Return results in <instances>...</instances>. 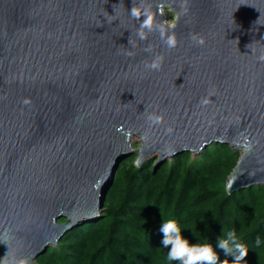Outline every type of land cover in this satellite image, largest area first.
<instances>
[{
    "label": "water",
    "instance_id": "water-1",
    "mask_svg": "<svg viewBox=\"0 0 264 264\" xmlns=\"http://www.w3.org/2000/svg\"><path fill=\"white\" fill-rule=\"evenodd\" d=\"M144 3L166 28L175 23V48L158 32L137 37L132 0H0V259L10 249L38 264L99 219L133 153L138 166H158L228 144L240 153L228 192L264 185V0H187L186 14L180 0ZM159 54L162 67L146 68ZM153 112L163 123L150 126Z\"/></svg>",
    "mask_w": 264,
    "mask_h": 264
},
{
    "label": "trees",
    "instance_id": "trees-1",
    "mask_svg": "<svg viewBox=\"0 0 264 264\" xmlns=\"http://www.w3.org/2000/svg\"><path fill=\"white\" fill-rule=\"evenodd\" d=\"M192 155L186 151L158 166L157 157L138 166L137 154L120 162L103 215L66 233L37 263L179 264L167 261L169 249L161 250L167 216L178 220L191 243H212L221 261L234 259L218 244L223 228L234 230L248 248L242 264H264V185L228 192L240 156L228 144L215 142L190 162Z\"/></svg>",
    "mask_w": 264,
    "mask_h": 264
},
{
    "label": "clouds",
    "instance_id": "clouds-1",
    "mask_svg": "<svg viewBox=\"0 0 264 264\" xmlns=\"http://www.w3.org/2000/svg\"><path fill=\"white\" fill-rule=\"evenodd\" d=\"M118 4L113 5L116 10ZM181 14H186L188 11L187 0H180ZM129 15L135 20H139L140 24L136 32L137 37L140 40H146L148 35L153 32H158L160 40L168 49H173L177 46L178 40L174 31L169 32L168 29H174L175 23L165 27L164 23L160 22L156 18V14L145 5L144 0H132V7L128 9ZM162 14V11H161ZM114 16V15H112ZM112 22L111 19L108 20ZM190 38L195 44L202 46L205 43V39L198 34H190ZM132 43L130 38L129 44ZM135 45H133L134 47ZM251 48V52L255 53L256 48L253 43L248 45ZM145 51L151 52L152 47L149 45ZM128 55H134L132 52H128ZM259 61L264 62V52L258 56ZM164 57L162 54L156 55L150 63L145 65L150 70H159L163 65ZM211 95V93H210ZM209 97H204L201 100L202 105L210 103ZM25 104L30 103V100L25 99ZM147 111V109H146ZM163 114L149 113L147 120L150 126L160 125L163 123ZM169 132L171 129L168 130ZM144 139L147 140V133L144 135ZM160 231L163 233L162 249H169L166 253V259L169 262H179V264H242L245 261V257L248 255V248L243 243L242 238L237 233L227 228H223V236L219 239V248L222 249L225 255H232L234 259L229 261L228 259L220 260V257L213 246L207 239L203 241L198 240L196 243H191L183 235V228L174 217L164 216V222ZM194 234H197L194 232ZM0 242H6L2 240ZM10 249L6 252L5 256L0 259V264H30V258L26 256L9 258Z\"/></svg>",
    "mask_w": 264,
    "mask_h": 264
},
{
    "label": "rangeland",
    "instance_id": "rangeland-1",
    "mask_svg": "<svg viewBox=\"0 0 264 264\" xmlns=\"http://www.w3.org/2000/svg\"><path fill=\"white\" fill-rule=\"evenodd\" d=\"M165 12H166V14L169 16V21L170 22H174V20H175V14H173L171 11H170V9H165ZM132 140H133V146L134 147H136V146H138L139 144H140V140H139V137L138 136H134L133 138H132ZM213 144H211V145H209V146H212ZM208 146V147H209ZM202 152H200L199 154H197V153H193V155H192V158L193 159H191L190 160V162H192V160L194 161V160H197V158H199V156H200V154H201ZM135 154H137V153H133V154H131L130 156H132V155H135ZM130 156H128V157H130ZM177 156V155H176ZM175 156V157H176ZM128 157H126V158H128ZM175 157H172V158H169L168 160H173ZM126 158H124V159H122L121 160V162L122 161H124ZM190 184V182H188L187 183V185H189ZM103 212H105V208H104V204H103V207H102V211H101V214H100V217L103 215Z\"/></svg>",
    "mask_w": 264,
    "mask_h": 264
}]
</instances>
